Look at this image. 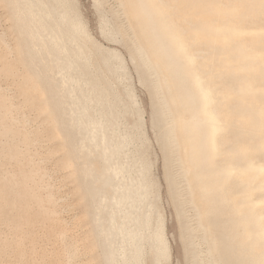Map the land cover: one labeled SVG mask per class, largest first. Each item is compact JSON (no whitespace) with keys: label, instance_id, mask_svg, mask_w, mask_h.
<instances>
[{"label":"bare ground","instance_id":"6f19581e","mask_svg":"<svg viewBox=\"0 0 264 264\" xmlns=\"http://www.w3.org/2000/svg\"><path fill=\"white\" fill-rule=\"evenodd\" d=\"M117 1L121 10H111L106 0H94V8L99 33L123 44L127 56L77 27L76 0H0L14 34L9 46L0 32V78L21 98L15 104L0 91V219L11 233L13 253L24 257L39 224L59 227L56 238L67 231L51 209L52 184L45 183L47 175L30 151L41 134L20 129L27 108L41 118L51 143L46 156L74 183L97 262L162 264L165 250L169 260L160 184L130 64L149 94L150 126L162 152L185 264H260L264 20L259 0L243 17L218 6L236 0ZM159 3L167 5L163 16L150 6ZM173 33L195 54L193 67L185 66ZM201 88L212 94L207 124L200 112ZM213 118L223 129L214 143Z\"/></svg>","mask_w":264,"mask_h":264},{"label":"rangeland","instance_id":"374dc122","mask_svg":"<svg viewBox=\"0 0 264 264\" xmlns=\"http://www.w3.org/2000/svg\"><path fill=\"white\" fill-rule=\"evenodd\" d=\"M76 1L79 6V11H81L80 13L83 14L89 21L88 31L91 33L93 38L98 40L104 47L108 49H116L123 55L127 56L128 54L123 44L104 38L101 33H99V15L94 8V0ZM118 4L119 3L117 0H106V5L107 7L111 8V10H121V8L118 7ZM124 23L126 22L124 21ZM9 25L10 20L7 18L6 10L0 6V32L3 33L6 43L11 46L13 45L14 34L9 29ZM9 57L10 59H14V52H11ZM129 67L133 77L136 94L143 108V116L147 124V131L149 130L148 136L151 141L149 154L152 161V169L155 172L160 184L161 205L163 207L166 237L170 249V258L167 261V264H185L184 248L178 230V220L176 213L173 210L174 208L171 206V201H169L170 197L168 196L169 194L167 184L164 179V162L162 158V152L156 143L155 132L150 126L151 104L149 94L147 89H145L144 86L138 82L137 75H135L136 73L132 65L129 64ZM20 73L21 72L19 71L18 75ZM0 91L11 97V101L15 104H17L21 99L15 90V86L12 85L7 79L0 78ZM21 114H23V122L21 124L23 126L20 129L24 131H37L41 134L39 141L30 146V151L33 153L34 163L43 170L45 175H47L44 178L45 183L47 184L49 181L48 185H50V187L52 184V188L49 187V190L54 195L56 204H53L54 206L50 205V207L53 206L51 209L55 208L53 210L59 215L57 217L61 218V223L63 221L62 224L67 226V231L65 229V235L60 233V235H57L56 238L55 233L58 234L57 231L60 230L59 227L49 230L47 229V224L37 225L34 229V232H32V236L35 238L34 245L25 248V254L22 259L19 257L17 258L13 253V244L11 239L9 240V238H11V233L7 224L3 223L0 219V235H2L0 236V264H27V262L28 264H68L69 261H71L72 264H99L96 259L97 251L90 250L93 242L88 232L89 227L87 225V219L84 216L82 203L79 201V198L74 190V183L72 182V179L66 174V171L58 167L54 158H48L46 156V150L51 147V143L49 144L45 141L46 131L41 122V118L38 117L34 111H31L27 108H23ZM22 148L23 145H21V149ZM38 160L41 161L39 162ZM175 165L176 164H172V170L176 173V176L179 175L177 176L179 187L182 191H184L185 186L182 181V177L178 167ZM9 168L12 170L13 166H9ZM41 192H44V190ZM185 210L189 216H192L193 209L190 206L186 205ZM58 237L61 240L58 239ZM201 249L204 250L205 245L202 244ZM32 253H36L33 258H31ZM55 254L60 256V263L55 262V260H57ZM28 256L29 258H27Z\"/></svg>","mask_w":264,"mask_h":264},{"label":"snow or ice","instance_id":"6c2138e0","mask_svg":"<svg viewBox=\"0 0 264 264\" xmlns=\"http://www.w3.org/2000/svg\"><path fill=\"white\" fill-rule=\"evenodd\" d=\"M150 6L155 9H158L161 16L165 15L164 10L167 8V5L163 3H159V4H152ZM215 6L217 5H213V7ZM218 6L222 8H227L233 14H235L236 16H240V17H243L248 9L257 7V5L254 3V0H236L235 3L221 4ZM73 7L77 9V15H76L77 27L81 31L86 32L89 27L88 19L83 14L80 13L78 5H73ZM258 7L260 10V17L262 20H264V0H259ZM172 39L176 47L179 49L181 55L185 58V61H186L185 66L188 68L193 67L195 64V54L188 51V49L180 41V37L178 34L173 33ZM199 103H200L201 115L206 118L205 123L207 124L209 122V118H211V112L209 110L212 105V94L210 90H207L204 88H201L199 90ZM154 118H155V113H154ZM222 130H223L222 125L216 122L214 118L211 119V138L213 140V143L215 141V137L220 132H222ZM251 211L254 212L255 209L253 208L251 209ZM260 221H261L259 225L260 234H261V237L264 238V215H261ZM68 264H72V262L69 261ZM162 264H167L166 250H165V260L162 262ZM260 264H264V259L260 261Z\"/></svg>","mask_w":264,"mask_h":264}]
</instances>
